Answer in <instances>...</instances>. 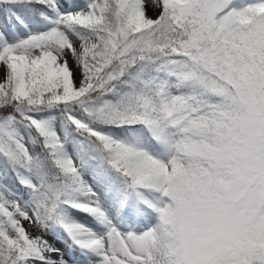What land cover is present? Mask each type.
I'll use <instances>...</instances> for the list:
<instances>
[{
    "label": "snow or ice",
    "instance_id": "obj_1",
    "mask_svg": "<svg viewBox=\"0 0 264 264\" xmlns=\"http://www.w3.org/2000/svg\"><path fill=\"white\" fill-rule=\"evenodd\" d=\"M0 264H264V0H0Z\"/></svg>",
    "mask_w": 264,
    "mask_h": 264
},
{
    "label": "rangeland",
    "instance_id": "obj_2",
    "mask_svg": "<svg viewBox=\"0 0 264 264\" xmlns=\"http://www.w3.org/2000/svg\"><path fill=\"white\" fill-rule=\"evenodd\" d=\"M149 14H150V15L152 14L151 11L149 12ZM58 246H60V245H58Z\"/></svg>",
    "mask_w": 264,
    "mask_h": 264
}]
</instances>
